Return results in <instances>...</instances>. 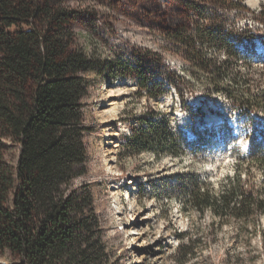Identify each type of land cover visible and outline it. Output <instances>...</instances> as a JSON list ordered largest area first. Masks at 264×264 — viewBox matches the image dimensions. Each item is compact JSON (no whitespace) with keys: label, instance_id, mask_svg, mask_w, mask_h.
I'll return each instance as SVG.
<instances>
[{"label":"rangeland","instance_id":"rangeland-1","mask_svg":"<svg viewBox=\"0 0 264 264\" xmlns=\"http://www.w3.org/2000/svg\"><path fill=\"white\" fill-rule=\"evenodd\" d=\"M231 1L247 9L231 8L223 0H63L77 12L71 28L78 46L145 70L149 82L163 90L157 97L140 91L136 70L117 78L108 70L88 74L91 87L84 110L92 131L85 136L87 173L75 184L92 186L107 240L122 264H264L263 214L242 229L236 221L222 224L212 212L202 215L183 204L193 180L208 181L217 189L235 173L240 156L264 153V113L238 114L230 99L215 94L194 67L189 49L172 32L183 27L195 34L198 23L229 32L245 43L244 57L231 74L248 75L252 92L264 90V71L245 66L251 40L258 54L251 56L253 62L264 61V18L259 14L264 0L255 8L248 0ZM203 49L209 57L225 58L223 48ZM194 72L200 78L193 80ZM163 115L183 139L179 155L127 147L139 118ZM218 117L225 122L219 123ZM9 148L14 163L18 148ZM250 175L258 184L264 178L256 164ZM190 238L194 255L180 263L178 247ZM12 260L9 253H0V264Z\"/></svg>","mask_w":264,"mask_h":264},{"label":"trees","instance_id":"trees-1","mask_svg":"<svg viewBox=\"0 0 264 264\" xmlns=\"http://www.w3.org/2000/svg\"><path fill=\"white\" fill-rule=\"evenodd\" d=\"M223 1L247 9L240 2ZM259 14L264 18V8ZM76 16L63 0H0V253L12 256L11 264H122L107 240L92 186L76 185L75 180L87 173L85 136L92 131L84 110L91 87L88 74L108 70L117 78L136 68L78 46L71 28ZM195 31L172 29L214 93L230 99L238 114L264 113V90L252 92L248 75L231 74L244 57L245 43L200 23ZM197 43L223 48L225 58L209 57ZM247 47L251 51L245 66L264 71V61L255 64L251 58H258L255 42ZM136 71L140 91L151 97L163 92L149 82L145 70ZM198 78L194 72L192 79ZM138 123L127 147L180 154L183 139L166 116L139 118ZM9 145L18 148L14 163ZM252 164L264 173V153L240 156L235 173L217 189L208 181L193 180L185 190L184 207L202 215L210 211L222 224L236 221L248 229L251 219L264 215V178L260 184L251 182ZM193 242L190 238L179 245L180 263L194 255Z\"/></svg>","mask_w":264,"mask_h":264},{"label":"bare ground","instance_id":"bare-ground-1","mask_svg":"<svg viewBox=\"0 0 264 264\" xmlns=\"http://www.w3.org/2000/svg\"><path fill=\"white\" fill-rule=\"evenodd\" d=\"M259 1H260V0H248V4H249L252 8H255V7L258 5ZM261 48L264 50V45L261 46ZM216 120H218L219 123H223V122H225V120H223V118H221V117L216 118Z\"/></svg>","mask_w":264,"mask_h":264}]
</instances>
